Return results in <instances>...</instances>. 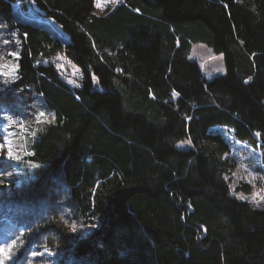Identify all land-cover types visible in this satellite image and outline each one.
<instances>
[{
  "label": "trees",
  "instance_id": "trees-1",
  "mask_svg": "<svg viewBox=\"0 0 264 264\" xmlns=\"http://www.w3.org/2000/svg\"><path fill=\"white\" fill-rule=\"evenodd\" d=\"M17 1L68 40L19 20ZM96 1L0 0V60L16 67L0 115L29 129L19 159L0 148V240L25 244L9 264H264V200L250 202L264 196V0ZM196 44L223 74L204 76Z\"/></svg>",
  "mask_w": 264,
  "mask_h": 264
},
{
  "label": "rangeland",
  "instance_id": "rangeland-1",
  "mask_svg": "<svg viewBox=\"0 0 264 264\" xmlns=\"http://www.w3.org/2000/svg\"><path fill=\"white\" fill-rule=\"evenodd\" d=\"M99 2L101 4V8L96 7L97 8L96 11L100 13L106 7L107 0H99ZM119 2L120 0H117L115 4L111 3L109 6L110 8L109 10L111 11ZM12 6H13V13L19 20L40 25L46 28L47 31L53 37H57L60 40H68V37L61 31V28L59 27L58 24H56L53 20L47 19L41 16L40 14H38L28 3L24 1H17L13 3ZM189 58L196 60L201 65L203 74L206 78H211L213 76H218L224 73L222 54L214 53L211 47L207 46L206 44L194 45L191 49ZM50 61L58 69L61 79L65 81V83L69 87L77 88L74 86L75 84H78L80 86L81 73L79 72V69L76 66H74L66 57H64L60 53H57L53 58L50 59ZM15 68H16L15 63L12 62L11 60H7V59L0 60V73H2L0 74V82L1 81L8 82L9 80H11L13 78ZM69 81H72L73 83H69ZM0 92H1V87H0ZM41 111L45 112L46 114H51V113H47V111L44 109H40L38 112ZM0 116H3L0 119L3 118L5 119V117H10L13 121L16 122L10 125L9 121L5 119L0 124V129L3 132V141H4V144L1 143L0 145H5V141H8L9 146H11L14 155L20 158V152L25 151L24 149L25 143L21 141V139L26 140L27 138L26 134L29 132L28 125L26 124V120L22 117L12 118V116L8 113L7 110H3ZM49 118L51 117L49 116L47 119ZM17 131H19L18 133L20 134V136L17 134ZM178 145H182V146L178 147ZM190 146H191L190 143L187 141H181L176 144V147L178 149H184ZM5 147H6V151L8 152V146ZM1 182L2 180L0 179V183ZM3 237L5 238L0 240V247H6L7 245L13 244L10 238V233L7 229L4 231ZM16 244H18L17 249L14 246V248L12 249L11 257L10 258L4 257L3 264H9L13 258H15L23 251V247L25 245L24 241L19 239L15 243V245ZM37 256L40 257L41 254L40 253H38L37 255L32 254L31 260L28 262V264H37V262H39V260H37Z\"/></svg>",
  "mask_w": 264,
  "mask_h": 264
},
{
  "label": "snow or ice",
  "instance_id": "snow-or-ice-1",
  "mask_svg": "<svg viewBox=\"0 0 264 264\" xmlns=\"http://www.w3.org/2000/svg\"><path fill=\"white\" fill-rule=\"evenodd\" d=\"M116 2H117V0H112V3L113 4H115ZM96 7L97 8H101V4H100L99 0H97ZM0 74H2V73H0ZM5 75H7V74H5ZM93 80L95 81V77H93ZM69 83H73V82L72 81H69ZM74 86L75 87H79L78 84H75ZM49 116L51 117V121H54L55 120V115L54 114H46L45 112H42V111L41 112H38L37 115H36V122L37 123L46 122L47 121V118ZM5 119H7L9 121V124L10 125L13 124V123H16L10 117H5ZM257 135H259V133H257ZM5 146H8L7 155H8V158L9 159H19L18 156H15L14 155L13 150H12L11 146H9V142L8 141H5V145H0V148L5 147ZM180 146H182V145H178V147H180ZM31 167L38 168L40 166L39 165H32ZM258 196H259V199H257ZM238 198H240V199H247L246 197H243V196L238 197ZM260 200H264V196H261L259 192H256V193H253L250 202H253L257 206H259ZM92 227H95V225H92ZM72 231L73 232L76 231V226L75 225L72 226ZM14 246H15V242H13V244H11V245H7L6 247H0V264H3V258L4 257H7V258H10L11 257V255H12V249L14 248ZM49 254L51 255V253H49ZM33 255H35V253H33Z\"/></svg>",
  "mask_w": 264,
  "mask_h": 264
}]
</instances>
